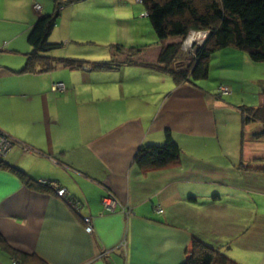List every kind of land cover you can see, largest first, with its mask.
<instances>
[{"label": "crops", "instance_id": "0c3cea01", "mask_svg": "<svg viewBox=\"0 0 264 264\" xmlns=\"http://www.w3.org/2000/svg\"><path fill=\"white\" fill-rule=\"evenodd\" d=\"M34 5L40 6V11H35ZM51 12L36 0H0V131L13 141L4 162L34 181L52 182L66 191L59 197L53 188L31 190L14 175L0 170V236L5 242L44 264H182L191 239L197 238L236 263L230 254L232 246L260 252L264 264V235L256 230L263 231L264 217H252L247 210L253 204L248 201L250 194L264 192V184H253L264 183V176L239 169V164L246 166L250 161L253 168L263 169V128L252 124L241 132L240 109L264 106V83H252L257 88L256 102L243 105L225 80H220L218 87L229 88L228 102L225 96H218V87L213 90L210 85L197 83L175 86L164 76L172 91L153 106L151 95L160 80L153 74H168L159 69L153 73L151 60L136 58L138 64L101 71L132 72L122 79L120 88L111 77L95 81L107 87V93H98V99L120 100L131 89L147 93L149 102L134 99L123 111L110 108L97 111L95 116L81 110L77 123L70 97L75 93L85 96L86 88L76 91L79 84L92 83V77L99 73L63 65L53 69L68 71L70 76L63 79H52L50 71L17 72L31 51L27 34L41 16ZM65 13L61 9L60 17ZM59 24L49 37L52 43H62L52 36ZM220 52V60L227 67L237 68L240 56L231 54L236 50ZM243 57L250 63L245 53ZM142 64L144 69L135 67ZM53 83H62L65 89L54 91ZM225 115L228 122L235 121L236 131L240 128L236 142L240 154L242 142L243 162L227 156V163L232 165L229 169L225 163L186 156L182 140L192 141V148L200 147L203 139L218 140L219 132L227 129ZM49 117L53 121L48 122ZM167 132L181 149L179 160L159 170H139L133 162L138 148L163 144ZM218 181L227 186V193L216 188ZM107 192L118 202L114 213L103 207ZM223 201L231 206L228 211ZM207 204L216 207L215 213L207 211L212 217L198 214ZM241 208L249 214L247 219L237 218ZM85 218L90 219L91 233L85 230ZM224 222L234 227L218 229ZM249 228L250 233L245 232ZM123 241L125 247L121 248ZM0 264L19 262L0 252Z\"/></svg>", "mask_w": 264, "mask_h": 264}, {"label": "rangeland", "instance_id": "374dc122", "mask_svg": "<svg viewBox=\"0 0 264 264\" xmlns=\"http://www.w3.org/2000/svg\"><path fill=\"white\" fill-rule=\"evenodd\" d=\"M40 3V5H45L49 8V10H53L54 5L57 2H65L67 0H36ZM39 5V4H38ZM35 8L36 5H34ZM66 11L65 15L59 18V26L55 29L53 33V37L62 41L63 47L59 50L53 51L48 55L53 57H66L69 59L76 60H85L90 63L93 62H109L114 60V62L119 63L115 68L127 66L128 64H123L126 59V55L124 53L115 54L113 47H117V45H121L124 49L128 50L130 47H142L144 48L141 55L136 56L137 59L146 58L147 60L152 61V67H146V70H151V72L155 73L153 69H155V65L157 63L158 56L165 47H167L170 43H180V50L177 55L178 62L186 64L188 61H194V54L197 48L202 47L206 44V40L209 37V32H191L184 39H169L167 41L158 42L153 35L152 29L149 25L147 18L144 16V7L141 4L131 3L129 0H79L75 3L70 4L62 8ZM35 10V9H34ZM36 11V10H35ZM194 34V35H193ZM28 35V34H27ZM193 36H199V39H194ZM202 36V38L200 37ZM51 41V39H50ZM55 41V40H52ZM169 43V44H168ZM30 47V46H29ZM220 51H217L210 57L209 60V77L208 79L198 81L197 83L202 86L210 85V88L215 90L220 83V80H225L227 84L231 85L232 92L234 91V97L242 103L243 105H250L254 103L255 92L257 88L252 83H264V64L252 65V63L245 62L243 56L244 52L236 50V52L231 53L236 58H238V66L237 68L227 67V64L220 60ZM62 54V55H60ZM135 58V59H136ZM249 60V59H248ZM136 61V60H135ZM150 62V61H149ZM141 66L144 69L145 66L137 65L135 67ZM82 69V68H81ZM133 69V68H132ZM159 69V68H158ZM83 70H90V68L84 67ZM110 70V69H108ZM126 69L120 71L119 73H106L99 71H93L100 74V76L94 75L92 77L93 82L88 85L79 84L77 88V92L86 88V95L82 96L79 93H75L71 95V103L69 104L72 109H74V118H77V123H79V116L81 110L89 112V114L94 115L97 111L107 110L113 108L117 111H123L128 107V103L136 100H142L144 102H149L147 99V93L138 92L129 89L127 90L120 100H114L113 98L108 99H98V93H107L104 90L107 89L105 86H101L97 84L100 81L109 80L114 78L117 83V88L122 87L123 80L131 76L132 71H125ZM141 72V70H139ZM139 71L138 74H139ZM50 75L53 76L52 79L56 78H66L69 77V73L66 70H51ZM143 75V73H141ZM144 76V75H143ZM148 74H145L147 78ZM153 76H157L159 79L156 82L155 90L151 95L152 105L157 104L161 99H166L170 95L172 90H169L168 86H166L165 81H163L164 76H167L168 84L171 82L174 83L173 79L170 75L165 74H153ZM155 79L154 77H152ZM256 78V80H253ZM171 83V84H172ZM53 83L51 85V89L53 87ZM62 84V83H61ZM226 87V86H223ZM175 88V87H174ZM228 92H222L218 94L219 97L225 96L223 99L226 102L230 101L226 97L230 93L229 88ZM65 89V87H64ZM63 89V90H64ZM59 89H56L58 91ZM62 90V91H63ZM57 93V92H56ZM60 93V92H59ZM226 93V94H225ZM98 101H95V99ZM253 105V104H252ZM259 107V106H258ZM255 107V108H258ZM58 109V107L56 106ZM98 108L96 111L95 109ZM240 109V119H241ZM76 113V114H75ZM87 113H84L85 116ZM55 118V116H54ZM53 118V119H54ZM224 119L227 121V129L224 131L223 129L219 132L218 140H200V147H190V140H182V147L184 153L188 157L195 158L199 161H207V162H216V163H225L228 164V168L231 169L229 163H227V156L231 158V161L237 162L242 157L241 162H243V156H241L239 152V146L236 142V137L239 135L240 128L236 131L237 126L235 125V121L228 122L229 117L225 115ZM221 120V117H220ZM53 121L51 117H49L48 122ZM221 123V122H220ZM219 123V124H220ZM257 124V123H252ZM249 124V125H252ZM71 125V124H70ZM259 125V124H257ZM72 126V125H71ZM247 126V125H246ZM260 126V125H259ZM242 130V127H241ZM3 133V132H2ZM4 134V133H3ZM261 137V136H260ZM195 143V141H194ZM240 148L242 146V142L240 143ZM244 145V144H243ZM241 148L242 152L243 149ZM254 148V147H252ZM240 155V156H239ZM206 158V159H204ZM251 162V161H250ZM249 162V163H250ZM247 164L244 166V162L239 164V169L246 171L248 173H255L258 175H263L264 164L262 165L263 169H255L251 164ZM221 181V180H220ZM218 181L216 184V188L222 191L223 193L228 192L227 186ZM42 184H46L48 182H41ZM51 183V182H50ZM255 186L263 187V184L253 183ZM52 187L56 184L51 183ZM58 186V185H56ZM59 187V186H58ZM61 188V187H59ZM258 191H261L260 189ZM66 194V191H65ZM227 201L229 199L225 198ZM218 201V199L216 200ZM248 201L253 204L249 205L248 209L249 214H252V217L257 216L258 218L264 217V192H253L250 194ZM208 203V202H206ZM225 205V201H223ZM204 205L203 208H200L199 215L212 217L207 214V211H211L212 213L217 212L215 206ZM219 206V205H218ZM227 207V211L229 209V205H225ZM220 207V206H219ZM245 209V208H244ZM238 209L237 210V218H246L247 212L246 209ZM244 215V216H243ZM242 216V217H241ZM229 219V217H228ZM222 225V226H221ZM221 226V227H220ZM218 229L226 230V227L232 228L233 225L228 222L221 223ZM264 227V225H263ZM259 231V235L262 233L264 235V229L260 232V229H256ZM255 230V231H256ZM251 228L247 229V233H250ZM238 236V234H236ZM230 254L235 258V260L240 264H262V253L256 252L254 250H249L244 246L235 245L231 247ZM231 257V258H232Z\"/></svg>", "mask_w": 264, "mask_h": 264}, {"label": "trees", "instance_id": "16d2710c", "mask_svg": "<svg viewBox=\"0 0 264 264\" xmlns=\"http://www.w3.org/2000/svg\"><path fill=\"white\" fill-rule=\"evenodd\" d=\"M76 1L79 0L57 2L50 14L43 15L37 20L27 35V43L31 51L26 56L25 64L17 72L46 73L57 65H63L71 70L89 67L91 71H104L119 65L114 60L90 63L85 60L59 59L48 55L62 47V43L49 41L58 23L61 9ZM137 1L144 7L145 17L158 42L184 39L191 32H209L206 44L195 51L194 61H188L186 64L178 62L180 43H171L161 50L154 67L170 75L176 85L184 83L194 85L198 81L208 79L210 57L215 52L227 48L244 52L254 64H264V0ZM113 50L115 54L124 53L127 56L121 63L135 65L138 63L134 59L141 55L144 48L134 46L126 50L121 45H117L113 47ZM219 87L217 93H219ZM241 110L242 130L246 125L257 123L263 128L260 135H264V106L243 107ZM180 156L181 149L167 132L163 144L139 147L133 162L141 171L159 170L177 162ZM0 170L14 175L28 189L44 192L53 188L50 185L52 182L42 184L34 181L21 169L4 162V159L0 161ZM0 252L7 254L19 264H44L36 260L34 256L11 248L2 236H0ZM182 264L238 263L231 260L220 249L209 246L197 238H192Z\"/></svg>", "mask_w": 264, "mask_h": 264}, {"label": "built area", "instance_id": "2783aa9c", "mask_svg": "<svg viewBox=\"0 0 264 264\" xmlns=\"http://www.w3.org/2000/svg\"><path fill=\"white\" fill-rule=\"evenodd\" d=\"M36 7L37 8L34 7V9L36 11H40V6L36 5ZM52 89L54 91H56V89H59L58 91H62L64 89V85L61 84V83H57V84L53 85ZM224 89H225L226 92H228V89L226 87L220 86L219 87V93L222 94V92H225ZM12 144H13V141L11 139H9L5 134H3L0 131V161L4 157V155L6 154L8 149L12 146ZM56 194H57V196L61 197V196L64 195V191L62 189L58 188ZM102 204H103L104 209L107 212H110V213H114L115 210L118 207L117 200L113 197V195L110 192H107L106 196L102 200ZM122 211L126 212V208L122 209ZM158 212H162V210L159 209ZM84 223L86 224V228H85L86 232L87 233H91L92 232V227H91L90 219L85 218L84 219ZM120 247L121 248L125 247V242L124 241L120 244Z\"/></svg>", "mask_w": 264, "mask_h": 264}, {"label": "bare ground", "instance_id": "6f19581e", "mask_svg": "<svg viewBox=\"0 0 264 264\" xmlns=\"http://www.w3.org/2000/svg\"><path fill=\"white\" fill-rule=\"evenodd\" d=\"M194 35V34H193ZM192 35V37L194 38V39H199V36H193ZM201 38H202V36H200ZM11 148H12V146L8 149V151L6 152V154L11 150ZM6 154L4 155V157L1 159V161L5 158V156H6ZM53 188L56 190V192H57V190H58V186H56V185H54L53 186ZM60 189H62L63 191H64V195L63 196H65V190L63 189V188H60ZM63 196H61V197H63ZM60 197V196H59ZM108 202V201H107Z\"/></svg>", "mask_w": 264, "mask_h": 264}]
</instances>
